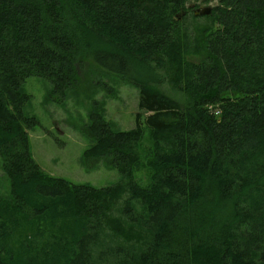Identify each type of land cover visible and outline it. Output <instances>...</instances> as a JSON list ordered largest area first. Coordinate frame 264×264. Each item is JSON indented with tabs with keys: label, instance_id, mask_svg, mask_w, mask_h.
<instances>
[{
	"label": "trees",
	"instance_id": "16d2710c",
	"mask_svg": "<svg viewBox=\"0 0 264 264\" xmlns=\"http://www.w3.org/2000/svg\"><path fill=\"white\" fill-rule=\"evenodd\" d=\"M190 1L0 0V264H264V0H216L186 45ZM98 71L139 94L129 131L89 113L84 156L125 180L103 188L41 170L22 90L62 101Z\"/></svg>",
	"mask_w": 264,
	"mask_h": 264
},
{
	"label": "rangeland",
	"instance_id": "374dc122",
	"mask_svg": "<svg viewBox=\"0 0 264 264\" xmlns=\"http://www.w3.org/2000/svg\"><path fill=\"white\" fill-rule=\"evenodd\" d=\"M215 4L216 0L209 3L191 0L187 3L184 13L177 20L178 35L182 41L183 37L188 40L184 44L190 45L201 28L211 23L206 16H193V10L210 7L212 12ZM189 58L193 61L196 59ZM50 87L44 80L29 78L22 89L29 96L28 102L24 103V113L38 121V125L28 131L30 153L34 161L46 175L74 184L95 188L124 185L125 180L115 169L109 168L101 160L84 156V152L91 146L87 133L88 116L92 109H99L113 130H131L138 112V90L119 77L102 71L93 72L83 87L77 92L69 91L62 101L48 98ZM160 89L173 98L178 97L166 84H162ZM149 144L146 132L138 148L141 157ZM133 177L142 186L148 183L147 172L141 164L135 167ZM0 199L10 200V183L1 165Z\"/></svg>",
	"mask_w": 264,
	"mask_h": 264
},
{
	"label": "water",
	"instance_id": "95a60500",
	"mask_svg": "<svg viewBox=\"0 0 264 264\" xmlns=\"http://www.w3.org/2000/svg\"><path fill=\"white\" fill-rule=\"evenodd\" d=\"M184 13V12H183ZM182 13V14H183ZM211 13V8L210 7H204V8H198L196 10H193V16H209ZM181 14V15H182ZM180 16H178L177 19H179Z\"/></svg>",
	"mask_w": 264,
	"mask_h": 264
}]
</instances>
